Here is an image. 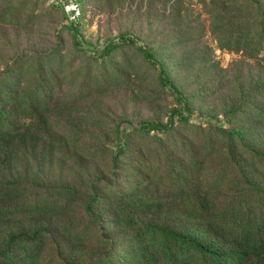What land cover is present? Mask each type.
Listing matches in <instances>:
<instances>
[{"label":"trees","instance_id":"1","mask_svg":"<svg viewBox=\"0 0 264 264\" xmlns=\"http://www.w3.org/2000/svg\"><path fill=\"white\" fill-rule=\"evenodd\" d=\"M194 1L50 3L53 39L0 55V264H264V0ZM98 12L130 20L99 42Z\"/></svg>","mask_w":264,"mask_h":264},{"label":"rangeland","instance_id":"2","mask_svg":"<svg viewBox=\"0 0 264 264\" xmlns=\"http://www.w3.org/2000/svg\"><path fill=\"white\" fill-rule=\"evenodd\" d=\"M24 0H18L17 3L21 4ZM26 11L21 14L20 21L24 23L26 20L28 28L26 30H15L11 27L7 28L4 38H3V52L0 55H5L7 50L13 49L16 46L33 45L37 43L39 45L48 44L50 40L53 39V33L61 26L60 14L54 8L51 7L47 0H28L26 2ZM196 3V0L194 1ZM195 11L200 12V5L198 3L193 4ZM121 12V11H120ZM120 12H98L96 14L89 13L86 16L85 24L83 25V30L86 32L87 37L92 40L98 39L101 42L102 37L107 33H112L113 35L117 33L118 26L121 24H128L130 18L126 15H122ZM203 24H206V15L200 13ZM144 20L143 15L135 20L136 26H143L142 22ZM64 40L68 41V34L66 31L62 32ZM204 40L213 49V54L215 59L222 66H227L229 62L236 58L237 55L230 53L226 50H221L217 47L216 42L207 33L204 36ZM69 58L74 59V61H79V58H74L69 55ZM67 69L71 68L69 66ZM136 85V84H135ZM122 92L117 91V93ZM131 109H128L130 112Z\"/></svg>","mask_w":264,"mask_h":264},{"label":"built area","instance_id":"3","mask_svg":"<svg viewBox=\"0 0 264 264\" xmlns=\"http://www.w3.org/2000/svg\"><path fill=\"white\" fill-rule=\"evenodd\" d=\"M49 3H54L61 7L66 20L70 23H77L82 17L83 9L80 0H47Z\"/></svg>","mask_w":264,"mask_h":264}]
</instances>
